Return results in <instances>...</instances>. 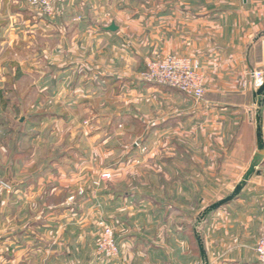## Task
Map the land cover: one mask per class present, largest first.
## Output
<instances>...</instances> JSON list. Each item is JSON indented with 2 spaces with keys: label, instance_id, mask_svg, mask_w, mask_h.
<instances>
[{
  "label": "rangeland",
  "instance_id": "obj_1",
  "mask_svg": "<svg viewBox=\"0 0 264 264\" xmlns=\"http://www.w3.org/2000/svg\"><path fill=\"white\" fill-rule=\"evenodd\" d=\"M47 1L51 15L31 0H0V264H115L118 260L95 252L103 227L111 228L120 244L134 233L124 228L131 220L136 234L160 245L175 238L177 215L190 239L184 252L197 255L193 225L200 220L202 227L204 212L230 196L241 180L225 178L224 167L231 165L234 174L243 171L239 162L205 160L206 154L212 160L224 130L214 126L205 136H191L175 129L163 139L153 121L157 115L147 112L145 102H153L160 114L179 107L184 94L176 90L180 95L144 98L121 94L118 84L106 86L104 76L119 74V63L110 62L111 50L95 38L113 21L115 6L128 0ZM81 3L96 13L86 15ZM86 26L91 33L86 34ZM205 139L211 145H202ZM185 141H198L194 156L200 158L201 170L195 172L202 176L193 179L199 185L193 187L195 193L188 186L192 179L171 177V166L176 168L192 150L181 145ZM105 174L111 178L103 180ZM106 195L120 200L124 209L103 208ZM130 195L139 199L127 206ZM160 211L164 218H174L173 226L155 222ZM128 212L134 215L128 218ZM193 213L194 221L188 217ZM69 227H80V232H68ZM141 250L154 249L143 245Z\"/></svg>",
  "mask_w": 264,
  "mask_h": 264
},
{
  "label": "crops",
  "instance_id": "obj_2",
  "mask_svg": "<svg viewBox=\"0 0 264 264\" xmlns=\"http://www.w3.org/2000/svg\"><path fill=\"white\" fill-rule=\"evenodd\" d=\"M81 4L85 6L83 11L86 15L93 16L96 13L92 11L94 7L90 4ZM98 9L99 7L95 10ZM115 9L110 25L115 24L117 31L108 32L105 29L110 25L103 26L95 38H98L97 45L111 50L113 58L110 62L114 65L119 63V74L109 73L104 76L106 86L118 84L115 88H118L121 94L127 92L137 96L140 93V97L144 98H156L160 96L158 94L165 92L180 95L176 90H159L154 85L140 83L139 73L146 67L148 59H160L170 54L197 60L205 75V95L201 101L195 102L186 96L187 99L178 96L180 106L160 114L154 110L153 102L146 101L144 107L147 112L157 115L153 121L155 127L161 130L163 139L164 135L170 134V130L190 131L191 136L198 132V135L205 136L204 131L220 126L218 128L224 130V139L217 141L212 160L210 154L204 155L205 160L241 163V174H234L231 165H224V169H228V174L226 172L224 177L236 176L241 178V182L257 149L255 94L258 89L255 88L252 75L256 71L264 72V0H128V4L125 2L122 6L116 5ZM83 28L86 34L91 33V27ZM105 63L103 62L104 66L108 65V62ZM103 70L105 72V69ZM233 130L236 132L233 133ZM201 144L211 145L209 139L203 140ZM181 145L187 149L192 146V150L178 160L176 168L171 166L174 169L171 171V177L190 178L192 182L191 185L188 183V186L195 188L197 183L193 179L202 176L200 172H195L201 170V160L194 156V146H198V141H185ZM181 145L179 144V147ZM190 161L191 165L186 164ZM238 168L241 169L239 166ZM187 170H190V173L186 174ZM166 171L170 172L169 167ZM258 171L260 174H255L250 179L236 200L224 209L205 217L207 220L202 226L203 229L200 227V220L198 225H193L194 234L198 236L196 240L201 239L207 261L203 260L199 245L197 255L184 252L185 243L190 239L185 237L183 219L180 217L179 223L177 215L175 235L173 234L175 238L171 235L169 242L165 240L160 245L157 241L149 244L144 237L136 234L138 229L136 226L133 228V221L129 220V226L125 224L124 228L134 230V233H128L119 242L121 257L117 263L126 261L125 264H260L255 247L264 237V163L259 166ZM231 184H228V189L232 188ZM194 188L191 190L193 193ZM175 189L184 193L180 186ZM114 198L102 196L100 204L106 209H110L111 205V212H120L124 209L123 203ZM138 199L136 196H127L124 204L131 206ZM48 209L54 210L51 207ZM129 210H133V207H129ZM164 214L166 215L163 211L157 212L155 222L161 225L167 221L169 228L174 224V218L169 220L164 218ZM128 215V218H131L134 212H128ZM188 217L195 220L194 213ZM41 220H46V217ZM75 230L80 232V227L68 228V232ZM167 235L169 237V234ZM143 245H152L154 250H145L143 253ZM170 247L173 248L171 253Z\"/></svg>",
  "mask_w": 264,
  "mask_h": 264
},
{
  "label": "built area",
  "instance_id": "obj_3",
  "mask_svg": "<svg viewBox=\"0 0 264 264\" xmlns=\"http://www.w3.org/2000/svg\"><path fill=\"white\" fill-rule=\"evenodd\" d=\"M31 4L49 15L53 12L47 0H31ZM252 76L255 88L259 89L264 83V72L256 71ZM140 78L145 83L178 90L196 101H201L205 95V75L202 67L197 60L189 57L170 54L160 59H148ZM110 178L111 174L102 176L103 180ZM95 252L99 258L108 261L120 259L121 248L111 228L103 227ZM255 253L259 263L264 264V237L256 245Z\"/></svg>",
  "mask_w": 264,
  "mask_h": 264
},
{
  "label": "water",
  "instance_id": "obj_4",
  "mask_svg": "<svg viewBox=\"0 0 264 264\" xmlns=\"http://www.w3.org/2000/svg\"><path fill=\"white\" fill-rule=\"evenodd\" d=\"M117 27L115 24L110 25L105 30L108 32H116ZM255 102L257 105L256 113H255V126H256V143L257 149L256 154L251 162V165L246 172L245 176L243 177L242 181L236 186L233 193L228 196L227 198L213 204L210 206L205 212L204 216H208L210 213L219 210L220 208L229 205L234 200H236L247 186L250 179L255 175H259L260 172L258 171L259 166L264 163V83L261 87L256 91L255 94ZM198 245L200 249V253L204 261H207L206 253L201 242V239L198 238Z\"/></svg>",
  "mask_w": 264,
  "mask_h": 264
}]
</instances>
